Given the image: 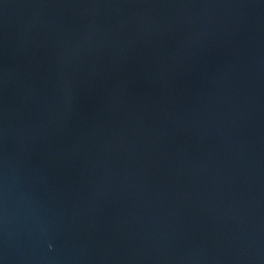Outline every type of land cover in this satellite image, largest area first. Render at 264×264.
Masks as SVG:
<instances>
[{
  "label": "water",
  "instance_id": "water-1",
  "mask_svg": "<svg viewBox=\"0 0 264 264\" xmlns=\"http://www.w3.org/2000/svg\"><path fill=\"white\" fill-rule=\"evenodd\" d=\"M0 264H264V0H0Z\"/></svg>",
  "mask_w": 264,
  "mask_h": 264
}]
</instances>
